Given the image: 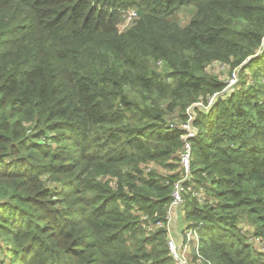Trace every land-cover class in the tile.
Returning a JSON list of instances; mask_svg holds the SVG:
<instances>
[{"label": "trees", "instance_id": "obj_1", "mask_svg": "<svg viewBox=\"0 0 264 264\" xmlns=\"http://www.w3.org/2000/svg\"><path fill=\"white\" fill-rule=\"evenodd\" d=\"M189 109L190 263L264 264V0H0V264H177Z\"/></svg>", "mask_w": 264, "mask_h": 264}, {"label": "built area", "instance_id": "obj_2", "mask_svg": "<svg viewBox=\"0 0 264 264\" xmlns=\"http://www.w3.org/2000/svg\"><path fill=\"white\" fill-rule=\"evenodd\" d=\"M130 16L132 19L134 16H136V13L131 12ZM220 66L221 70H224V66ZM227 82V89L235 87L238 84L237 75L233 74V76L230 77ZM215 101L216 100L214 96L209 100L208 106L206 108L213 106L215 104ZM202 105V103L197 104V106ZM188 116L189 119L187 123H182L181 126H177L175 124L171 126L172 129H176L180 133H182V139L185 143V146L179 156V165L181 170L180 179L173 185L172 202L169 206L167 221L158 220L153 222L150 221L147 216H143L141 218L143 227L146 229L148 234H152L158 230L163 229H166L169 232V247L171 250V254L177 264H191L188 253L192 244L195 243L197 245L196 247H199V235L195 229L187 227L185 232L182 234V243L179 244L177 241H175L170 230V222L173 212L177 208L185 204L187 195L191 194L199 198L200 201H202L205 196V188L203 186H198L195 183V177L193 175V152L192 146L189 142L196 136L197 133L195 128L193 127L195 115L191 112V109L188 110ZM198 256H200V254Z\"/></svg>", "mask_w": 264, "mask_h": 264}, {"label": "rangeland", "instance_id": "obj_3", "mask_svg": "<svg viewBox=\"0 0 264 264\" xmlns=\"http://www.w3.org/2000/svg\"><path fill=\"white\" fill-rule=\"evenodd\" d=\"M194 9V8H193ZM191 16H192V11L191 10H182L180 13H179V22H180V24H182V25H186L188 22H189V20L191 19ZM134 18V17H133ZM131 16H130V13H129V15H127V17H126V19H125V21L123 22V24H121L120 25V30L121 31H124L128 26L130 27V23H131ZM217 66H219V67H213V69H212V73H215L216 72V70L217 69H220L221 70V66H220V64H216ZM227 76H228V74H227ZM233 75H231V77H232ZM238 81H239V78H238ZM173 120V119H172ZM175 125H177V126H181V124L182 123H186V122H181L180 120H178V119H174L173 121H172ZM185 128H187V127H185ZM196 133H197V131H196ZM195 133V134H196ZM193 139V138H192ZM191 139V140H192ZM191 140H190V144H191V146H192V143H191ZM184 206L185 205H183V206H181V207H179V208H177L174 212H173V215H172V218H171V222H170V230H171V232H172V236H173V238H174V240L175 241H177L179 244H181L182 243V240H183V238H182V236H180L179 235V233H178V228H177V226L179 225L178 224V222L179 221H181V222H183V218L182 217H184ZM185 218V217H184ZM180 222V223H181ZM185 222H186V220H185ZM187 224V223H186ZM244 224H246V223H244ZM245 226V225H244ZM245 231H246V235L248 236V238H251V237H253L252 235H253V231H254V229H253V231L251 232V233H248V231H247V229L245 228ZM184 232H185V230H184ZM183 232V233H184ZM181 234V233H180ZM253 241H255V240H253ZM255 244L258 246V248H259V251H262V252H264V242L263 241H260L259 242V240H257V241H255ZM195 246H197L196 244H195ZM189 254V253H188ZM189 260H190V258H189ZM191 262V261H190Z\"/></svg>", "mask_w": 264, "mask_h": 264}, {"label": "crops", "instance_id": "obj_4", "mask_svg": "<svg viewBox=\"0 0 264 264\" xmlns=\"http://www.w3.org/2000/svg\"><path fill=\"white\" fill-rule=\"evenodd\" d=\"M184 220H183V222H181V221H179L178 222V226H177V228H178V233H179V235L180 236H183L182 234H183V232H184V230H186V228H187V224H186V222H185V218L184 217H182ZM181 222V223H180ZM181 233V234H180Z\"/></svg>", "mask_w": 264, "mask_h": 264}]
</instances>
